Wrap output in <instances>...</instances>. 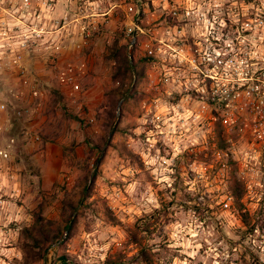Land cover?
Segmentation results:
<instances>
[{
    "label": "rangeland",
    "instance_id": "obj_1",
    "mask_svg": "<svg viewBox=\"0 0 264 264\" xmlns=\"http://www.w3.org/2000/svg\"><path fill=\"white\" fill-rule=\"evenodd\" d=\"M85 1L107 17L72 54L88 65L81 91L53 76L41 80L42 97L25 91L8 106L15 178L0 188V264H264V177L240 167L256 111L231 108L228 133L221 109L202 112L192 91L200 77L186 60L167 47L147 57L143 35L130 48V0ZM136 3L143 26L166 23L164 0ZM26 132L40 142L25 141ZM233 175L248 195L235 204L238 216L223 207Z\"/></svg>",
    "mask_w": 264,
    "mask_h": 264
},
{
    "label": "built area",
    "instance_id": "obj_2",
    "mask_svg": "<svg viewBox=\"0 0 264 264\" xmlns=\"http://www.w3.org/2000/svg\"><path fill=\"white\" fill-rule=\"evenodd\" d=\"M59 3L0 0V188L7 186L9 177L15 178L8 169L15 140L4 138L8 106L22 102L25 91L34 99L44 94L33 63L42 59L60 86L79 93L88 65L71 58L72 54H81L90 46L100 33L98 17H107L89 13L85 0H66L59 15ZM162 8L167 16L162 27L143 26L138 3L130 0L126 10L131 19L126 31L130 48L143 35L150 41L147 57L162 58L169 53L167 47L181 64L186 60L200 77L192 91L201 100L202 112L221 109L228 133L237 123L230 109L252 107L258 115L252 129L254 141L240 167L258 168L264 177V0H164ZM5 76L12 82L7 83ZM210 120H217V116H210ZM29 139L40 142L38 135L26 132L24 140ZM247 199L244 194L241 201ZM235 204V197L226 194L224 209L238 216Z\"/></svg>",
    "mask_w": 264,
    "mask_h": 264
},
{
    "label": "trees",
    "instance_id": "obj_3",
    "mask_svg": "<svg viewBox=\"0 0 264 264\" xmlns=\"http://www.w3.org/2000/svg\"><path fill=\"white\" fill-rule=\"evenodd\" d=\"M219 133H220V131H219ZM230 186H231V190H232L231 193L235 197L236 202H240V200L242 199L243 194H244V189H243L242 184L237 180V178L234 175L231 177V185ZM146 225H147V223H146ZM39 228H41V230H42V227H39ZM67 229H69V227ZM26 232L29 233L31 231L29 229H26ZM45 232H46V230L41 231V233H45ZM130 236H131V239L133 240L132 242H138L136 234L132 233ZM60 237L58 234H55L52 237L47 236L46 238L56 241ZM141 253L144 255V249L141 250ZM62 260H66V258L62 257ZM109 264H118V263H109Z\"/></svg>",
    "mask_w": 264,
    "mask_h": 264
},
{
    "label": "crops",
    "instance_id": "obj_4",
    "mask_svg": "<svg viewBox=\"0 0 264 264\" xmlns=\"http://www.w3.org/2000/svg\"><path fill=\"white\" fill-rule=\"evenodd\" d=\"M67 56L69 57V55ZM33 64H34V70H36V72H34V76L38 78L40 81L42 80L44 83H47L48 80H50V78L54 76L50 72L49 68L46 67L42 59L37 58ZM4 78L6 79L7 83L12 82V80L10 78L8 79V77L5 76ZM42 81L41 84L42 86H44L45 84H43Z\"/></svg>",
    "mask_w": 264,
    "mask_h": 264
}]
</instances>
